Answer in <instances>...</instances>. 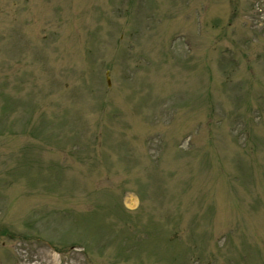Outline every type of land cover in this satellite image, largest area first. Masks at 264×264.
<instances>
[{"label": "rangeland", "instance_id": "obj_1", "mask_svg": "<svg viewBox=\"0 0 264 264\" xmlns=\"http://www.w3.org/2000/svg\"><path fill=\"white\" fill-rule=\"evenodd\" d=\"M0 264H264V0H0Z\"/></svg>", "mask_w": 264, "mask_h": 264}, {"label": "bare ground", "instance_id": "obj_2", "mask_svg": "<svg viewBox=\"0 0 264 264\" xmlns=\"http://www.w3.org/2000/svg\"><path fill=\"white\" fill-rule=\"evenodd\" d=\"M51 259H52V257H51Z\"/></svg>", "mask_w": 264, "mask_h": 264}]
</instances>
